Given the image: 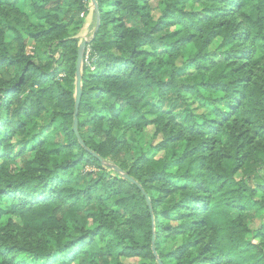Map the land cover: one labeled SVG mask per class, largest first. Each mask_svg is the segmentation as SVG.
I'll return each mask as SVG.
<instances>
[{"label": "trees", "instance_id": "1", "mask_svg": "<svg viewBox=\"0 0 264 264\" xmlns=\"http://www.w3.org/2000/svg\"><path fill=\"white\" fill-rule=\"evenodd\" d=\"M95 1L81 146L75 67L90 0H0V264H264L248 238L249 205L264 215V0H162L157 15L145 0ZM47 111L50 134L19 143L20 155L33 148L25 168L7 167L8 140ZM137 120L161 140L129 159L121 131Z\"/></svg>", "mask_w": 264, "mask_h": 264}, {"label": "rangeland", "instance_id": "2", "mask_svg": "<svg viewBox=\"0 0 264 264\" xmlns=\"http://www.w3.org/2000/svg\"><path fill=\"white\" fill-rule=\"evenodd\" d=\"M145 5L146 7L149 8L150 11L153 12L154 15L159 14L161 8H162V0H145ZM192 9V7H189L188 10ZM91 26H88V25ZM88 26V27H87ZM99 26V25H98ZM96 27V16H95V24L91 18L89 22L86 23L85 27L79 31L78 33V38L80 39L81 42L86 41L87 44H89V41L92 39L94 35ZM177 28H171V31H175ZM24 38H25V52L27 55L33 56L37 50L35 44L31 39L28 38L27 33L24 31L23 32ZM80 42V43H81ZM79 43V45H80ZM218 44H212L210 46V51L213 53L214 57H217L216 53V48ZM88 46V45H87ZM86 46V47H87ZM88 48V47H87ZM86 49V48H85ZM218 58V57H217ZM156 63V61H155ZM152 62V65L155 67L156 64ZM180 63H176V66H179ZM59 77H64L63 74L59 75ZM198 102L197 101H192V100H186V105L188 106V109L190 110H198ZM148 114H143V118H148ZM52 118V112L47 111L42 114L40 118H36L32 123L27 124L24 126L22 130H20V134L16 137H11L8 140V143L11 145L13 148V152L9 155V158L5 160V163L7 164V167L14 169V170H21L26 167L27 162L29 159H31L32 154H33V148H31L30 145H27L24 155L19 154V143L25 142L32 138L33 136L41 138L47 137L50 132H51V127H50V119ZM125 127L122 129L121 134L124 135L125 142L128 144L127 150L128 152L126 153V157L129 159H136L141 156H146L150 157L151 154L153 153V149L151 150L150 146L156 145L157 143L160 142L161 136L155 134V128L151 125L145 126L143 120L136 121L134 123H125ZM54 126H56V123H54ZM143 130V131H142ZM142 133H141V132ZM3 149V145L0 144V150ZM156 154V155H155ZM153 156L156 158L162 157L163 153H155ZM114 166V165H113ZM248 174V173H244ZM263 175V174H262ZM237 178H244L243 173H238L236 175ZM160 187V186H158ZM164 189V188H162ZM155 192L157 195H155ZM153 195L156 196L157 198H161V201H173L175 200V196H170L166 193H164V190H159V191H153ZM264 199V192L259 191L255 195V200L256 201H261ZM168 204V203H166ZM249 213L251 215H254V220L252 223L248 225L249 229V235L248 238L251 240L254 244L261 245L264 249V215L257 214L255 212V208L249 205ZM14 221L16 219L11 218ZM89 228L94 227L93 224L89 221ZM257 232L260 234L257 235ZM13 235L20 239L17 240L19 242L22 241H28L26 237L21 236L20 234H17L16 232L13 233ZM97 244L99 247L104 246L105 240L103 241H97ZM181 245V239L175 240V242H169L165 247L167 251L174 250L178 248ZM157 257V256H156ZM19 260L25 262L26 264H41L40 262H37L31 257L30 255H22L19 257ZM122 264H139L141 260L139 259H134V258H127L123 257L121 258ZM76 264V263H74Z\"/></svg>", "mask_w": 264, "mask_h": 264}, {"label": "water", "instance_id": "3", "mask_svg": "<svg viewBox=\"0 0 264 264\" xmlns=\"http://www.w3.org/2000/svg\"><path fill=\"white\" fill-rule=\"evenodd\" d=\"M90 2L92 4V6H93V12H94V14L96 16V27H95V31H94V33H95L97 31L98 25H99L98 7H97V3H96L95 0H90ZM87 45L88 44H87L86 41H83V42L80 43V45L78 47V50H77V59H76V67H75V95H74L75 106H74L72 130H73V133H74L75 137L78 140V143L81 146H83V142L80 139L79 134H78V130H77V113H78V106H79V102H80L81 94H82L81 93V66H82L83 54H84V51H85V48H86ZM94 156L99 158L97 155H94ZM111 169H112V171H114L117 175H119L123 179H126L130 183H134L135 184V181L132 178L128 177L118 167L112 166ZM138 188L141 190V188L139 186H138ZM142 194H143V196H144V198L146 200V203H147V206H148L149 210H151L149 199L147 198V196H146V194L144 192H142ZM153 241H154V238H152L151 250H152L153 255L156 257L157 255H156V252H155V249H154ZM157 264H161V262L158 259H157Z\"/></svg>", "mask_w": 264, "mask_h": 264}, {"label": "built area", "instance_id": "4", "mask_svg": "<svg viewBox=\"0 0 264 264\" xmlns=\"http://www.w3.org/2000/svg\"><path fill=\"white\" fill-rule=\"evenodd\" d=\"M88 54H89V49L86 48L85 51H84V54H83V61L85 63H88Z\"/></svg>", "mask_w": 264, "mask_h": 264}, {"label": "crops", "instance_id": "5", "mask_svg": "<svg viewBox=\"0 0 264 264\" xmlns=\"http://www.w3.org/2000/svg\"><path fill=\"white\" fill-rule=\"evenodd\" d=\"M91 20V16L89 15L88 17H87V22H89Z\"/></svg>", "mask_w": 264, "mask_h": 264}]
</instances>
